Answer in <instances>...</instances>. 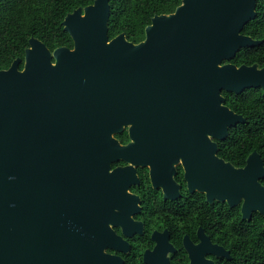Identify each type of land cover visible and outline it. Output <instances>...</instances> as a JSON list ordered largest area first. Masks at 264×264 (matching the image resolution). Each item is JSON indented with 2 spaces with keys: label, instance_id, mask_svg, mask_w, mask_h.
<instances>
[{
  "label": "water",
  "instance_id": "water-1",
  "mask_svg": "<svg viewBox=\"0 0 264 264\" xmlns=\"http://www.w3.org/2000/svg\"><path fill=\"white\" fill-rule=\"evenodd\" d=\"M255 7L256 0H181L153 15L134 43L123 32L109 38V0H93L62 20L72 48L29 38L23 67L16 57L0 69V264H96L98 216L116 183L107 169L129 149L102 145L123 122L149 130L151 141L193 128L196 141L216 150L215 140L245 120L222 90L261 87L264 95V67L227 62L261 43L242 33ZM208 164L201 183L209 198L233 206L243 196V219L264 216L256 150L243 167L214 155Z\"/></svg>",
  "mask_w": 264,
  "mask_h": 264
},
{
  "label": "flooded vegetation",
  "instance_id": "flooded-vegetation-1",
  "mask_svg": "<svg viewBox=\"0 0 264 264\" xmlns=\"http://www.w3.org/2000/svg\"><path fill=\"white\" fill-rule=\"evenodd\" d=\"M137 134L144 141L136 142ZM110 135L114 142L102 146L129 149L119 151L107 169L116 183L111 203L98 216L96 264H243L228 242L233 231H243V196L230 206L209 198L201 183L211 155L243 167L240 158H227L234 153L231 144L215 140L211 151L195 140L193 128L166 130L163 140L151 141L150 131L138 130L132 120ZM221 217L224 222L217 221ZM216 245L228 254L217 253Z\"/></svg>",
  "mask_w": 264,
  "mask_h": 264
},
{
  "label": "trees",
  "instance_id": "trees-1",
  "mask_svg": "<svg viewBox=\"0 0 264 264\" xmlns=\"http://www.w3.org/2000/svg\"><path fill=\"white\" fill-rule=\"evenodd\" d=\"M93 0H0V69L10 66L16 57L21 58L23 67L24 50L30 37H36L52 50L58 46H73V41L63 29L65 15L77 7H84ZM109 38L123 32L127 40L137 43L144 39V29L155 14L174 11L181 0H109ZM256 16L243 27L242 33L261 43L241 48L227 62L257 64L264 67V0H256ZM224 103L233 111L243 115L245 120L229 128L227 137L220 142L231 144L233 155L229 159H241L256 150L264 161V95L261 87H248L240 93L222 90ZM238 152H243L239 154ZM264 184V178L261 179ZM239 217L231 218L232 223ZM224 222V219L217 218ZM263 216L253 212L249 219H243V231H233L228 242L231 253L243 264H264ZM243 257V258H242Z\"/></svg>",
  "mask_w": 264,
  "mask_h": 264
}]
</instances>
